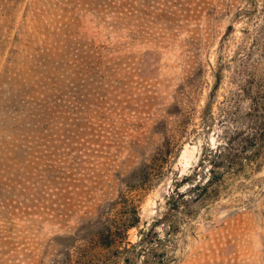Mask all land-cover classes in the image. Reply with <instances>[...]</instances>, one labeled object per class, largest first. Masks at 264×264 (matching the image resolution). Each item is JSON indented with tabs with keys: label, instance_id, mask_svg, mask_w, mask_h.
<instances>
[{
	"label": "rangeland",
	"instance_id": "obj_1",
	"mask_svg": "<svg viewBox=\"0 0 264 264\" xmlns=\"http://www.w3.org/2000/svg\"><path fill=\"white\" fill-rule=\"evenodd\" d=\"M261 31L264 0H0V119L30 123L0 131V264H126L116 248L60 242L155 158L161 176L128 191L141 216L130 242L156 230L165 246L153 264H264V170L166 231L155 225L177 179L206 176L231 60ZM35 103L32 119L22 110Z\"/></svg>",
	"mask_w": 264,
	"mask_h": 264
},
{
	"label": "trees",
	"instance_id": "obj_2",
	"mask_svg": "<svg viewBox=\"0 0 264 264\" xmlns=\"http://www.w3.org/2000/svg\"><path fill=\"white\" fill-rule=\"evenodd\" d=\"M231 61H234L235 69L231 75L229 96L221 109L222 116L227 119L220 120L223 128L217 134L218 143L215 147L204 150L200 160L199 168H204V171L206 169L207 174L198 178L199 173L193 170L180 182L177 179L175 190L167 201L169 212L155 224L164 231L169 222L178 215L190 214L192 211L189 208L194 203L198 206L207 205L230 196L236 189L247 190L253 183L258 182L254 175L264 170V69H260L264 61V31L259 32L253 39L249 49L240 48ZM223 66L222 64L215 70L212 93L222 83L225 73ZM20 101L19 108H14L16 112L24 107ZM33 106L22 110L31 113L32 119L40 117L41 108L36 103ZM21 117L14 119L13 126L0 119V131L5 132L12 128V134H20L30 124ZM206 123L208 121H204ZM152 163L153 166L144 163L124 180L126 191H121L115 201L102 206L96 221L82 226L74 236L67 238L66 243L60 242L65 246L64 249H69L81 241L88 249L116 248L117 252L129 254L123 258L126 264H133L137 259L144 264H153L157 252L165 246V242L156 230H152L136 243L130 242L129 231L140 226L141 216L139 205L128 194V191L145 189L161 176L158 158ZM182 186H187L185 192L179 190ZM60 263L64 264V260H54V264Z\"/></svg>",
	"mask_w": 264,
	"mask_h": 264
}]
</instances>
